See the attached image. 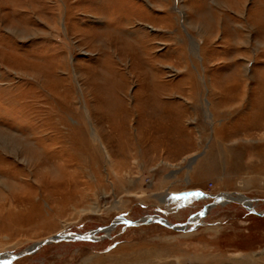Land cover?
Wrapping results in <instances>:
<instances>
[{"label": "rangeland", "instance_id": "1", "mask_svg": "<svg viewBox=\"0 0 264 264\" xmlns=\"http://www.w3.org/2000/svg\"><path fill=\"white\" fill-rule=\"evenodd\" d=\"M263 251L264 0H0V264Z\"/></svg>", "mask_w": 264, "mask_h": 264}, {"label": "water", "instance_id": "2", "mask_svg": "<svg viewBox=\"0 0 264 264\" xmlns=\"http://www.w3.org/2000/svg\"><path fill=\"white\" fill-rule=\"evenodd\" d=\"M217 201H215V202L217 203ZM215 202H213L212 204H215ZM205 211H206V209H203L200 212H198L197 214L198 215H203L205 213ZM152 221H159V222H161L163 224H166V222L164 220H162L161 217H155V216H148V217L143 218L142 221H139L138 220V221H132V222H128V223L129 224H132V225H136V224H139L141 222H152ZM189 221L187 223H185V224H188ZM167 225L170 226V227H172V228H178V225L177 224H167ZM104 227L105 226H102V227H100V229H103ZM98 229L99 228L94 229V230L97 232ZM90 234H88V233H77V232H66V231H63V232H61L59 234H56L55 236H52L50 238H47V239L43 240L42 242H40L37 245H33V246L29 247L24 253H21L19 255L18 254H16V255L13 254L11 257L13 259V258H17V257H19L21 255H24V254H27V253H33L39 247H41L42 245L47 244V243H50V242H54V241H60V240H81V239L95 240V239H93V237H91ZM101 237L103 238L104 235H102Z\"/></svg>", "mask_w": 264, "mask_h": 264}, {"label": "crops", "instance_id": "3", "mask_svg": "<svg viewBox=\"0 0 264 264\" xmlns=\"http://www.w3.org/2000/svg\"><path fill=\"white\" fill-rule=\"evenodd\" d=\"M217 195V194H216ZM190 196V195H189ZM191 198H193L194 200L193 201H199V203H202V204H200V207H199V209L198 210H196V212L194 213H192L191 212V218H190V221H189V223L187 224V225H184L185 224V222L184 223H181V224H177L178 226H180L181 227V229H183V230H187V229H189V230H191V229H196V230H198V229H200V228H202L204 225L207 227V225H206V222H207V220H206V218H205V216H207V213L209 212H207V210L205 211V213L203 214V215H198L197 213L198 212H200L201 210H203V209H207V208H209V210L212 208V205H215V204H212L210 207L208 206H205L206 205V203H208L207 201L206 202H203V200H199L198 198H194V197H191ZM218 200V201H217ZM215 201H217V203H220V202H222V203H225V204H223V205H226L227 203H229V202H232L233 200H231V199H229L228 201H224V199H220V198H216L215 199ZM214 201V202H215ZM216 203V202H215ZM216 203V204H217ZM248 203V202H247ZM247 203L245 204L246 206H247ZM192 204V203H191ZM244 205V206H245ZM205 206V207H204ZM245 206V207H246ZM249 206V205H248ZM255 207L256 206H258V203H255V205H254ZM249 208V207H248ZM250 209V208H249ZM187 210V209H186ZM180 210H178V212H179ZM187 219V218H186ZM217 223V222H216ZM183 226H185V227H183Z\"/></svg>", "mask_w": 264, "mask_h": 264}, {"label": "bare ground", "instance_id": "4", "mask_svg": "<svg viewBox=\"0 0 264 264\" xmlns=\"http://www.w3.org/2000/svg\"><path fill=\"white\" fill-rule=\"evenodd\" d=\"M221 193H222V192H221ZM223 195H224V194H223ZM223 195H222V196H223ZM219 196H220V195H219ZM226 196H227V197H230V198H234L232 194H228V193H226L225 197H226ZM219 198H220V197H219ZM220 199H221V198H220ZM242 199H244V198L242 197ZM224 200H225V199H224ZM233 200H236V199L234 198ZM161 219L164 220V221L166 222L165 225H167V224H173V223H170V222H168L167 220H165V219H163V218H161ZM124 220H125V219H123V218H122V219H121V218H118V219H117V221H119V222H122V221H124ZM117 221L114 222L113 224L115 225V224L117 223ZM127 223H128V221H127ZM184 225H187V224H184ZM167 226H168V225H167ZM111 227H113V225H111L110 227H108L107 230H110ZM176 227H177V226H176ZM183 227H185V226H183ZM90 233H91V234H90ZM90 233H88V234H90L91 237H93V239H99V238L94 234L95 232H90ZM39 243H40V242L38 241L37 244H39ZM37 244H36V245H37ZM260 254H261V255L264 254V251L261 252ZM9 255H10V254H5V255L3 254V255H0V259H1V260H0V263H3V262L5 261V258H10ZM256 257H257V255H255V256L247 255L246 257H242V256H241V257H237V258L241 259L242 261L245 260V259L249 260L250 262H249L248 264H260V263H259V260H260V259H259L258 257H257V258H256ZM235 258H236V257H235ZM261 258H262V257H261ZM237 260H238V259H237ZM237 260H236V261H237ZM231 262H232V261H231ZM236 263H237V262H236ZM239 263H241V262H239ZM242 263H243V262H242ZM230 264H231V263H230ZM233 264H234V262H233Z\"/></svg>", "mask_w": 264, "mask_h": 264}]
</instances>
